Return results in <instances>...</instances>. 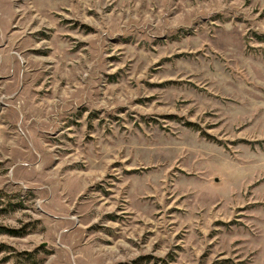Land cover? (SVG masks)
<instances>
[{
  "label": "rangeland",
  "instance_id": "374dc122",
  "mask_svg": "<svg viewBox=\"0 0 264 264\" xmlns=\"http://www.w3.org/2000/svg\"><path fill=\"white\" fill-rule=\"evenodd\" d=\"M0 264H264V0H0Z\"/></svg>",
  "mask_w": 264,
  "mask_h": 264
},
{
  "label": "trees",
  "instance_id": "16d2710c",
  "mask_svg": "<svg viewBox=\"0 0 264 264\" xmlns=\"http://www.w3.org/2000/svg\"><path fill=\"white\" fill-rule=\"evenodd\" d=\"M7 231L11 234H14V231L13 230H10V229H7Z\"/></svg>",
  "mask_w": 264,
  "mask_h": 264
}]
</instances>
